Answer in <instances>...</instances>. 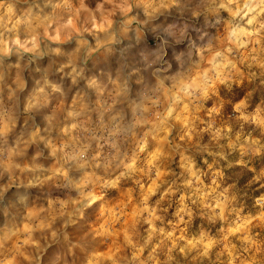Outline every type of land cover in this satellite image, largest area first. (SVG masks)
<instances>
[{
  "label": "rangeland",
  "instance_id": "rangeland-1",
  "mask_svg": "<svg viewBox=\"0 0 264 264\" xmlns=\"http://www.w3.org/2000/svg\"><path fill=\"white\" fill-rule=\"evenodd\" d=\"M243 8L225 28L208 0H0V264H264V32ZM217 170L223 217L187 184Z\"/></svg>",
  "mask_w": 264,
  "mask_h": 264
},
{
  "label": "clouds",
  "instance_id": "clouds-1",
  "mask_svg": "<svg viewBox=\"0 0 264 264\" xmlns=\"http://www.w3.org/2000/svg\"><path fill=\"white\" fill-rule=\"evenodd\" d=\"M210 5H213L217 12L211 13V14H222L225 17L224 20V27L227 28L231 23L239 22L243 16L244 11H246L243 8V5L245 3H248L250 7L254 9V12L249 15V19L251 18V15H255V22H254V31L256 34H259L260 32H264V0H208ZM237 9H241V12L239 15H235ZM222 10V11H221ZM222 83V81H220ZM205 98L208 100V102H211V96L217 95L219 96L221 94V90H217V82L211 81L209 82L206 87L204 88ZM185 108H187V104H185ZM214 109H210L208 115H211V112ZM236 111H239V102H237V105L235 107ZM239 119H248L247 116H245L243 113L238 117ZM253 120H255V117H252ZM210 127V126H209ZM230 130V129H229ZM219 133H217L218 138ZM189 136H191V133H189ZM134 164L133 162L125 163V161L121 160L119 164L116 165V167L111 168L110 172L105 173L103 176H97L96 182L92 185V194L95 197V199L92 201V203H95L97 200H104L106 194L100 191L105 185H111L113 188L117 189V195L119 194L122 187H125L126 185H122L121 181L125 177V171H121L120 168L123 166V168L129 169L132 168ZM30 170V169H29ZM66 175V172L63 173ZM159 175V172L157 173ZM192 175L195 176L196 181H199L200 184L203 182L200 181V177L196 175L195 172H192ZM215 178L212 180V186L210 188H203L198 186V184H193L192 180H188L187 184L191 187H194L195 191L193 194H199L200 199L202 201L203 207L207 208L209 210H216L219 209V215L223 217L224 213V206L225 202L227 200V192L229 191V188H225L222 192H217V189L220 188V180L223 179V173L219 170L214 173ZM219 177V179H217ZM47 179H51V177H47ZM143 187V186H141ZM201 192H206L207 195L205 198H201ZM111 195V194H107ZM181 199L183 200L184 197L182 196ZM78 203V202H74ZM183 211V209L181 210ZM189 214L192 216V211L189 209ZM203 215V214H202ZM183 219V217H181Z\"/></svg>",
  "mask_w": 264,
  "mask_h": 264
}]
</instances>
